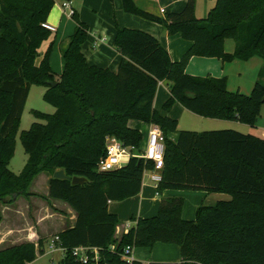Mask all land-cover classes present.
I'll return each mask as SVG.
<instances>
[{"label":"trees","instance_id":"1","mask_svg":"<svg viewBox=\"0 0 264 264\" xmlns=\"http://www.w3.org/2000/svg\"><path fill=\"white\" fill-rule=\"evenodd\" d=\"M121 2L125 12L161 23L169 34L179 33L191 45L173 61L152 34L116 27L113 42L121 58L113 72L86 62L80 48L86 25L74 12L77 25L61 49L64 65L55 78L49 65L51 46L35 62L39 46L51 34L41 23L54 1L0 0V201L11 203L34 194L28 190L33 178L49 174L48 197L67 203L76 216L71 227L57 233L65 249L60 264H82L71 254L79 245L98 249L96 264H264V139L231 128L177 129L176 119L153 107L157 84L165 80V109L176 100L202 117L255 124L264 103V63L249 94L228 90L225 77L195 76L185 67L194 55L222 62L258 55L264 61V0H215L203 17L195 16L194 0L164 16L142 9L134 0ZM226 38L235 42L231 53L224 50ZM32 84L45 87L42 98L55 110H31L43 122L34 121L20 132L27 158L15 174L8 164ZM130 119L162 130L164 165L158 191L204 190L230 198L200 204L193 219L181 217L183 198H163L155 215L135 219L114 237L118 219L108 210L109 201L137 194L143 171L153 166L150 160L131 156L114 170L96 167L107 136L125 146H139L142 135L128 125ZM59 168L86 181L72 184L53 178ZM157 242L178 245L180 260L142 263L121 256L126 245L152 247ZM36 252L43 253L42 238L37 245L23 241L0 249V264L30 263Z\"/></svg>","mask_w":264,"mask_h":264},{"label":"crops","instance_id":"2","mask_svg":"<svg viewBox=\"0 0 264 264\" xmlns=\"http://www.w3.org/2000/svg\"><path fill=\"white\" fill-rule=\"evenodd\" d=\"M53 1L54 3L49 11L46 22L54 25L56 30L51 32L49 37L39 46V56L35 62L38 63L48 46H51L49 65L55 78H58L64 65L61 49L67 44L68 37L74 32L77 24L72 17H68L62 13L61 2L63 0ZM69 1L75 10V15L78 20L86 25L87 36L80 48L88 64L108 68L113 72L117 70L121 53L113 42L116 27L136 28L152 34L167 50L170 59L173 61L179 60L191 45V41L184 39L179 33L169 34L161 23L125 12L121 0ZM186 1L134 0L142 9L158 16L180 11ZM212 3H215V0H194L195 16H205ZM223 46L226 52L231 53L234 50L235 42L231 38H226L224 39ZM263 63V58L258 55H254L247 60L234 59L229 62H222L215 57L194 55L189 58L185 71L195 76L210 75L214 77H225L228 90L249 94L255 80L259 78V72ZM168 98L169 82L165 80L159 81L153 98V107L159 114L177 120L180 115H183L182 110L187 109H184L176 100L170 104L168 109H165L164 103ZM188 112L190 111L188 110ZM197 122L199 124L197 126L195 125L194 129L199 130L196 131H200V129L231 128L264 139V103L261 104L259 116L253 125L243 123L237 119H219L202 116H200ZM151 124L138 119H130L128 121L130 127L140 131L142 138L139 146H142L143 149L146 146ZM150 172V169L143 171L140 190L137 194L122 200L109 201L108 210L114 213L118 219L114 230V237H119L122 232L133 226L135 219L155 215L160 200L163 198H183L181 217L185 219H193L195 209L200 204L210 205L218 200H227L230 198V195L227 193L207 192L204 190L166 188L158 191L151 180ZM48 178L49 175L45 173L43 180L47 184L46 191H31L36 195L33 194L29 200L26 199L28 211L29 206L31 208V220L26 223V226L18 229L24 241H30L37 245V240L42 238L43 247L51 235L71 227L76 218L74 210L67 203L48 197ZM16 202L19 206L18 200ZM19 207L16 213L12 211V214H20L19 216H21V209L19 210ZM12 230V228H8V232ZM4 236L5 234H3L2 238ZM62 256L61 254V258ZM131 257L142 263H148L150 261L176 262L180 260V252L176 244L157 242L152 247H132Z\"/></svg>","mask_w":264,"mask_h":264},{"label":"rangeland","instance_id":"3","mask_svg":"<svg viewBox=\"0 0 264 264\" xmlns=\"http://www.w3.org/2000/svg\"><path fill=\"white\" fill-rule=\"evenodd\" d=\"M213 4L214 3H212L211 7L213 6ZM44 90L45 87L42 85L32 84L30 86L29 93L27 95L26 102L21 115L20 124L17 130V134L15 136V145H14L13 154L8 164V168L15 174L19 173L27 158V155L24 152V149L19 139L20 132L22 130H26L30 126V124L34 121L43 122L42 119L36 118L32 114L31 110L35 109L44 113H53L55 110V107L53 105L49 104L42 98V94ZM182 111H183V115H180L179 119L176 120L177 129H190V130L194 129L195 125L197 126L199 124V122L197 121H199L200 116L192 112L190 113L188 112V110H182ZM197 128H202V127H197ZM194 130H199V129H194ZM201 130H206V129H200V131ZM143 150L144 149L142 148V146H138L137 148L133 149V152L139 153L142 152ZM45 173L47 172L38 174L33 178V180L31 181L28 187L29 191H37V192L46 191L47 184L43 180ZM30 197L31 195L27 197L18 196L11 203L0 201V239L3 237V234H5L4 238H2L3 240L2 239L0 240V249L24 241L21 238L18 229H20L23 226H26V223L30 222L31 220V215H32L31 208L29 206V211H28L27 201H26V199L29 200ZM16 200H18L19 206L21 208L18 206ZM18 207L19 210L21 209V216H19L20 214H12V211H15L16 213ZM9 227L12 228L13 230L8 232ZM36 254H37L36 258L27 264H60L61 253L60 252L50 253L46 248V244L43 247V253L36 252Z\"/></svg>","mask_w":264,"mask_h":264},{"label":"built area","instance_id":"4","mask_svg":"<svg viewBox=\"0 0 264 264\" xmlns=\"http://www.w3.org/2000/svg\"><path fill=\"white\" fill-rule=\"evenodd\" d=\"M61 11L64 15L72 17L75 10L69 0H63L61 2ZM163 11V9H161ZM41 25L48 29L50 32H54L56 27L46 21L42 22ZM134 147L125 146L115 136L110 135L106 137L104 153L97 160L96 167L100 171H109L122 167L126 164L127 160L131 156L150 160L153 164L150 168V177L155 187L161 179V169L163 168V150L164 143L162 137V130L157 125L152 123L148 132V138L146 146L142 152L134 153ZM115 245H111L110 248L114 249ZM46 248L50 253L60 252L62 255L65 251L61 244L60 238L57 234L51 235L46 241ZM130 245H126L121 253V256L125 259L132 260ZM71 254L75 261L82 264L94 263L98 260V249L96 247L79 245L71 249Z\"/></svg>","mask_w":264,"mask_h":264},{"label":"water","instance_id":"5","mask_svg":"<svg viewBox=\"0 0 264 264\" xmlns=\"http://www.w3.org/2000/svg\"><path fill=\"white\" fill-rule=\"evenodd\" d=\"M52 86L55 85V82L50 83ZM53 178H58V179H69L72 184H77V183H83L86 181L85 177L81 176H72L69 177L65 174V171L63 168H59L53 171L52 175ZM3 202L6 201V199H2Z\"/></svg>","mask_w":264,"mask_h":264}]
</instances>
